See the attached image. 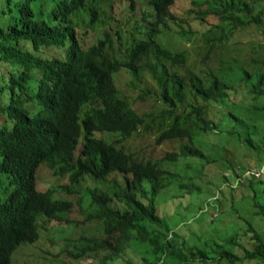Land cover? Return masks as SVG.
I'll list each match as a JSON object with an SVG mask.
<instances>
[{
  "label": "trees",
  "instance_id": "16d2710c",
  "mask_svg": "<svg viewBox=\"0 0 264 264\" xmlns=\"http://www.w3.org/2000/svg\"><path fill=\"white\" fill-rule=\"evenodd\" d=\"M94 1L46 0L49 13L59 9L67 28L84 24L104 32L87 47H81L78 37V46L65 62H56L55 57H36L43 74L52 79L40 96L43 103L54 105L55 139L29 166L18 171L17 189L0 204V264H13L14 250L36 243L52 220L69 226L92 220L98 223L99 233L82 234V242L68 248L74 257L94 255L96 260L88 264H136L133 257L125 255L134 250L133 244L141 243L151 246L155 253L147 264L264 260V234L251 222L247 221L243 237L234 232L218 240L212 238V242L204 240L201 247L189 238L195 233L200 238V232L194 228L193 234L181 236L180 229L170 227L159 214L156 202V195L169 186L173 195L180 196L204 190L188 172L191 161L182 167L184 175L165 163L178 162L180 157L215 160L208 156L214 149L210 138L223 133L252 148L260 158L255 166L227 162L221 184L231 189L243 184L250 188L259 185L262 196L254 193L252 197L254 213L264 216V55L255 48L256 53L244 59L222 58L220 53L216 70L195 72L188 66L182 71L180 65L190 64L188 49H173L174 43L166 45L167 41L161 40L166 31L172 30L179 38L197 45L194 55L206 46L199 55L205 63L216 42L254 46L259 43L258 29L264 28V0H188L184 16L174 13L175 0H136V5L126 0L136 10L135 26L122 21L112 24L115 38L107 32V15L111 12L101 4L106 5V0ZM13 9V0H0L3 63L15 55L10 52L24 40L11 24ZM211 15L216 16L215 23H210ZM194 23L209 25L203 32L212 35L205 41H195L198 29ZM44 39L45 32L39 42ZM15 76L10 74L12 88ZM146 76L153 79L152 85ZM129 86L138 88L139 93L129 98L124 91ZM148 99V109L139 111L133 106L135 100ZM214 104L221 110L217 117H208L206 113ZM9 110L17 124L23 120L21 106H10ZM258 117L263 119L260 126ZM152 127L157 130L156 143L172 139L178 148L158 159L139 156L126 141L140 129ZM12 137L17 141L12 132L0 128V170L9 172H13L8 154ZM216 148L222 152L224 146ZM40 163L46 164L51 177H46L45 188L37 184ZM260 168L256 175L254 170ZM218 188L220 184L211 189L207 201L217 200ZM71 192L76 193L74 198ZM75 201L84 213L82 219L68 216ZM15 206L21 210L20 220L4 219H11L6 212Z\"/></svg>",
  "mask_w": 264,
  "mask_h": 264
},
{
  "label": "rangeland",
  "instance_id": "374dc122",
  "mask_svg": "<svg viewBox=\"0 0 264 264\" xmlns=\"http://www.w3.org/2000/svg\"><path fill=\"white\" fill-rule=\"evenodd\" d=\"M187 2L188 0H175L172 6L174 13H176V15L184 16ZM209 18L210 23H215L217 20L216 16L213 15ZM194 26L198 29L195 41H205L207 36L212 35V32H205V34L203 32L209 25L205 26L204 23H194ZM86 34L88 35L86 38L87 41L92 39V36L94 37L91 30H87ZM256 35L259 39V43H255L254 46L246 42H234L232 44L216 42L214 49L211 51V57L207 60V63L200 60V56L206 50V46H203L199 50L200 56L194 55L197 45L193 46L192 42L179 38L172 30L166 31L163 36H161V40L165 42L167 41L166 45L174 43L172 47L173 49L186 47L190 55L188 58L190 64L180 65V68L182 71H185L188 66H191L196 72L201 69H203V71L216 70L220 63L218 60L220 53L222 54V58L235 56L237 59H244L255 54L256 52H254V50L256 49L264 55V28L260 27ZM146 78L148 79L147 82H151V85L154 83L153 79L149 76H146L145 79ZM123 80L126 79L123 78ZM124 91L129 95V98L139 93L138 88H133L132 86L125 87ZM149 100L150 99L135 100L133 106L139 111L148 109L150 105L148 102ZM262 100L264 101V99ZM220 110L221 107L219 105H211L206 115L215 118L218 116ZM223 121H225L224 123L227 122L226 119ZM262 121V117L257 118L259 126ZM156 135L157 130L155 127L145 130L142 128V130L140 129L138 133H134L126 142L131 146L133 151L138 152L139 156L156 159L161 158L167 151H172L178 148L177 141L172 139L156 143ZM210 139L213 143L214 149L210 150V155L208 156L216 157L215 160L212 159L213 161L208 162L205 159L198 160L196 158L180 157L178 162L172 161L167 164L165 163L170 169L179 171L181 175H184L185 172L182 167L187 161H191V165L188 167V172L193 175L195 182L199 183L204 190L202 192L187 193L184 196H180L173 195L171 189L172 186H169L156 195L159 214L164 216L170 227L176 228L177 230L180 229L179 234L181 236H189L194 233V228L197 229L201 234L200 238L196 233L189 238L192 242L198 243L197 245L201 247L202 244H204V240L212 242V238L218 240V238L220 239L234 232L240 233V237H243L242 231L245 230L247 221L251 222L256 229L264 234V216L254 213L252 200L254 193L260 197L262 196L261 190L258 187L259 185L254 184V186L250 188L243 184L231 189L228 185L221 184V174L224 169L223 166L227 162H230L233 165L245 163L250 166H255L260 157L258 158V155L254 153L252 148L239 144L236 138L224 135L223 133L216 137L211 136ZM220 144L224 146L222 152H218L219 150L216 148ZM47 168L48 167L45 165L38 168V187L45 188L46 183H44V181L46 177L51 178L48 174L49 170L47 171ZM88 182L90 183V180H88ZM218 184H220V188H218L217 200L207 201L206 198L211 195V189H214V187L217 188ZM70 195L74 198L76 193L71 192ZM216 209L219 210L218 215L213 216L216 214ZM68 216L74 219H82L84 217V213L81 212L80 206L76 201L73 203L72 210L68 213ZM98 230V223L93 220L92 222H81L80 225H76V223L73 222L71 226L63 222L60 223L52 220L47 225V228L43 230V236H41L36 243H27L30 245L24 247H21V245L14 250L12 254V259L14 261L12 262L13 264H60L64 261L65 263L63 264H88L89 260H96L94 255L86 253L74 257L71 252H68V248L76 247L75 245L77 243L82 242V234L88 235L91 232L97 234L99 233ZM189 241L190 240L187 239V242ZM226 246L236 250L239 254L242 253L241 250L238 248L236 249L234 245L231 246L228 244ZM133 248L134 250L127 251L125 256L133 257L136 264H147L150 260L154 259L155 253L151 246L141 243L138 245L133 244ZM132 252H134L135 255ZM121 264H125V262L121 261ZM208 264H213V262L208 260ZM223 264H264V260L258 258L253 260L246 259L243 261L238 260L233 263L224 261Z\"/></svg>",
  "mask_w": 264,
  "mask_h": 264
},
{
  "label": "clouds",
  "instance_id": "9594fccd",
  "mask_svg": "<svg viewBox=\"0 0 264 264\" xmlns=\"http://www.w3.org/2000/svg\"><path fill=\"white\" fill-rule=\"evenodd\" d=\"M13 1L11 24L24 40L16 44L14 52H10L15 55L10 56L8 62H0V128H6L17 138V141L11 138V152L8 153L13 172L0 170V204L6 201L8 194L17 189L15 175L18 171L29 166L33 158L48 145H52L55 139L52 119V116H55V111H52L54 105L43 103L45 100L40 96L44 85L50 84L52 79L48 74H43L36 64V57H55L56 62H65L71 55V50L78 46V37L81 38L78 41L81 47H87L97 41L104 32L99 31L98 27H86L84 24H76L72 30L67 28L59 9L49 13L47 6L45 7L46 0ZM97 2L98 0H95L94 4ZM133 3L138 4L136 0H133ZM101 4L111 12V15H107L110 18L107 32L112 38H115L112 24L117 25L122 21L129 27L135 26L133 13L136 10L131 8L126 0H106V5L102 2ZM87 30H91L94 35L89 41L86 39ZM43 32L46 33L47 40L39 42ZM11 73L16 74L14 88L11 87ZM10 106H21L24 110L23 120L20 119L18 124L13 112L9 110ZM42 165L46 166L45 163H40L37 170ZM6 213L11 219H4L20 220L21 210L16 206Z\"/></svg>",
  "mask_w": 264,
  "mask_h": 264
},
{
  "label": "built area",
  "instance_id": "2783aa9c",
  "mask_svg": "<svg viewBox=\"0 0 264 264\" xmlns=\"http://www.w3.org/2000/svg\"><path fill=\"white\" fill-rule=\"evenodd\" d=\"M261 170H262L261 168L260 169H255L254 172H255L256 175H258Z\"/></svg>",
  "mask_w": 264,
  "mask_h": 264
}]
</instances>
